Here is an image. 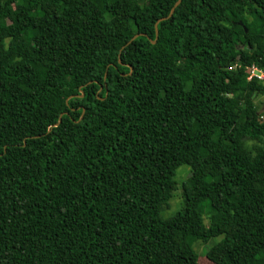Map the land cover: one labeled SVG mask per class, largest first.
<instances>
[{
  "label": "trees",
  "instance_id": "obj_1",
  "mask_svg": "<svg viewBox=\"0 0 264 264\" xmlns=\"http://www.w3.org/2000/svg\"><path fill=\"white\" fill-rule=\"evenodd\" d=\"M176 1L0 0V264H264V0Z\"/></svg>",
  "mask_w": 264,
  "mask_h": 264
},
{
  "label": "rangeland",
  "instance_id": "obj_2",
  "mask_svg": "<svg viewBox=\"0 0 264 264\" xmlns=\"http://www.w3.org/2000/svg\"><path fill=\"white\" fill-rule=\"evenodd\" d=\"M148 0H138L140 5L146 4ZM256 108L258 111L262 112L264 106V96H259L255 99ZM262 120V119H261ZM190 168L187 166H180L176 174L174 176V181L177 184L176 190L172 194V198L169 201V206L161 213V217L164 219L170 218L180 212L183 208V199L181 196V184L187 179L189 176ZM207 217H204V223L207 225ZM219 239L211 240L210 242L204 244L201 241H197L194 243V250L197 254V263L196 264H212L207 261L204 257V253L208 247L213 246L217 243Z\"/></svg>",
  "mask_w": 264,
  "mask_h": 264
},
{
  "label": "built area",
  "instance_id": "obj_3",
  "mask_svg": "<svg viewBox=\"0 0 264 264\" xmlns=\"http://www.w3.org/2000/svg\"><path fill=\"white\" fill-rule=\"evenodd\" d=\"M240 65L234 64L230 67L231 70H235L240 68ZM247 73V81H251L252 79H256L259 83L264 85V68H260L257 65H251L244 68Z\"/></svg>",
  "mask_w": 264,
  "mask_h": 264
},
{
  "label": "water",
  "instance_id": "obj_4",
  "mask_svg": "<svg viewBox=\"0 0 264 264\" xmlns=\"http://www.w3.org/2000/svg\"><path fill=\"white\" fill-rule=\"evenodd\" d=\"M181 1H182V0H177L176 3L174 4V6L172 7L169 16L166 17V18L160 19L159 21L169 19V18L173 15L174 10L176 9V7L179 6V4L181 3ZM155 34H156V40H157V37H158L157 23L155 24ZM137 36H138V35H135L130 41L127 42V44H126L125 46L129 45V44H130L135 38H137ZM156 40L151 41V43H152V44H155ZM105 77H106V73L104 74V78H105ZM60 122H61V117L59 118V120H58L56 126L59 125Z\"/></svg>",
  "mask_w": 264,
  "mask_h": 264
}]
</instances>
